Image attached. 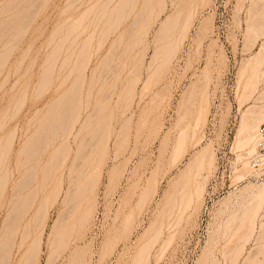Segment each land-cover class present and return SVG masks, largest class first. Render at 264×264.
<instances>
[{"label": "rangeland", "instance_id": "obj_1", "mask_svg": "<svg viewBox=\"0 0 264 264\" xmlns=\"http://www.w3.org/2000/svg\"><path fill=\"white\" fill-rule=\"evenodd\" d=\"M103 1L98 0L99 7L96 0H0L1 23L5 21L4 19L7 17L6 20H9V18L13 19L14 16L19 17L18 22H16L17 18L13 19L14 23L17 24V29L14 27L16 31L12 32V34L9 33L10 36L6 34L3 41L0 40V53L4 52V55L0 54V58L2 59V63L0 60V125L3 124L4 126L0 132H2V144H4L6 137L10 133L16 131V141L13 142L11 161H13L15 150L18 149V146L20 147L22 140L24 141L23 133L28 126L29 118L30 122L32 121L31 128L33 130L36 128V124H33L37 123V120L39 123L41 116H52L51 110H53V108H59L56 104L57 102L55 103L57 107H53L55 106L54 102L58 98H56V96L62 94L67 87V84L56 87V72L52 83L43 81V76L50 62L47 60H49V53L52 52L53 43L56 41L59 42V37L61 36L62 38L64 36L65 25L67 30L70 29L67 25L72 24V19H76L77 21L79 15L81 16L85 13L84 10L86 7L88 8V10L86 8L87 13L90 16L86 20H91V17L95 15H93V12L89 13V11L95 6V3H97L96 7H93L94 10L91 11H95L96 14L97 11L95 9L98 6L99 10L98 8L97 10L99 12ZM143 1L145 0H140L139 5H141ZM177 1V8H184V11L180 18L181 25L174 29V34L172 33L173 37L172 35L170 37L172 38L171 40L176 41V43L179 41V43H177L178 45H175V48L177 46L174 51L176 54H173L175 57L171 56L172 63L169 62L170 64L167 65L168 67L161 68V70H156L157 68L155 67L149 68L147 65L156 47L155 39H157V35H160V31L158 30L160 21L174 10V5L170 7L172 3H170V0H167L168 8L161 12L158 18L159 12L156 11L162 9V1L159 2V0H154V9L157 8L153 12V16H151L152 21L150 22V26H147L151 28H146V40L144 39L142 42L143 44L138 47L142 54H144V56L142 54L140 55L141 52L139 51V57L143 58L146 56L142 60L143 63L138 66L139 68H132L133 70H130V66H127L125 69H119L120 75L118 79H116V75L109 76L108 70H105L100 81L95 84L90 97L92 104L89 105L87 109V104H85V109L81 113V119L92 112V115H90L93 117L90 121L92 126L90 125L91 127L88 128H91L89 130L90 134L98 130L96 129V125L98 122L104 121V118L105 121L107 120V124L110 123L107 127L110 128V130L107 128V130L103 129V137L101 136V140L108 137L107 134H111V137L105 138V141L102 140L101 145L103 147H99V149L103 148V151H105L103 152L100 150L102 155L106 153L105 158L104 155L103 157L101 155V160L103 159V172L101 174L99 173L100 177H98L99 174L96 175V178L99 179L95 180L97 183H95L94 187H92L93 183H91V185L89 184L90 190L92 189L93 191H90L85 205H83V208L80 207V210L77 211L78 213L70 214L71 216L65 214L68 212L71 213L70 211L66 212L67 209L71 208V205L69 204L70 206L67 205L68 207H65V203L63 202L64 205L61 203L63 199H59L54 204V207L51 205L48 208L49 211L47 210V213L49 215L47 214L45 217H49L47 220L44 218L46 224L44 222L39 226L40 229L37 230H34L36 227L35 224H31L34 236L42 230L41 226H45L42 227L43 230H45L42 236L43 240L40 241L41 245H39L40 252L37 256L38 260H35V264H134V257L138 253V250L140 251V248L142 249L144 247L146 240L148 241V239H152L151 236H154V234L150 235V231H156L158 228H163L161 232L162 236L160 235V238L156 239L157 242L155 239V241H148L150 244L151 242L153 243V241L155 243L154 245L151 244L152 247L148 248L150 249V254L148 257L146 253V257L149 259L148 262L144 260L143 264H249L250 262L248 261H250L252 256L254 260L257 255L259 256L256 258V261L258 258H264V244H262V242L264 243V231L262 232V230H264V225H262L263 229L259 227L264 222V203L260 206L262 208L256 212L258 213L257 216L255 213L256 218L253 220V222L255 221V224L253 223L254 226L256 225L254 228L255 232L247 229L248 232L245 233L247 226L246 224V227L244 226L243 221V224L241 223L244 215L243 213L246 210L245 208L249 205L248 202H251V200L254 199L253 195L258 193L257 191L263 187L264 145L260 143L261 139L258 138L257 150L251 155L250 153L248 155V148L246 145L245 147L237 145L238 139H243L245 136V134H243L244 132L240 133V131L244 119L243 117H246L248 114V107H251L252 104H264V50L261 51L262 54L261 52L257 53L261 48L260 45H262L260 42L264 41V33L261 35V31L263 32L264 30V27H262L264 26V19L262 20V17L264 18V12L262 11L264 10V0H211L206 4H201L202 2L200 0H195L199 3L196 8V14L194 13L193 15L194 19L191 23L192 26L188 28L190 30H187L188 32L186 31L185 33L181 32V28H183L182 25L186 14L190 10L191 4L189 0H183V2L182 0ZM114 3L115 2L112 4ZM158 3L161 4L159 5ZM90 5L92 6L89 9ZM199 6H201V8ZM15 10H18L17 12L22 16L18 13L14 14L16 12ZM8 12H13L14 15L11 16ZM208 18L210 22L207 20ZM127 21H129V19ZM204 21L209 28L207 30L201 27ZM256 21L257 23H254ZM256 24L257 26L259 25L258 29L260 28L259 30L257 29L258 31L255 30L257 28ZM250 28H254L253 30L258 32V34H256L258 36L254 35L255 33L253 30L252 32L250 31V33ZM261 28L263 30H261ZM15 29H13V31ZM59 30L62 32H57ZM53 31L57 35L54 34ZM59 33H62V35L60 34V36H58ZM52 34L56 35V37H54L55 42L53 41ZM179 34H184L183 36L186 37L180 36V38H178ZM114 36L115 35H113L111 39ZM1 41L3 44L5 42L6 45L4 44V46ZM109 41L104 45L101 52L94 55L87 71L88 82L91 77L92 69L100 63L99 57H103ZM78 42L80 43V41ZM95 42L94 44L97 43ZM166 42L167 41H164L163 43ZM79 43H76V45L81 46ZM160 43L161 42L157 45ZM14 44L17 45L8 53L7 50H5L6 46H13ZM68 45L69 44L66 46L68 47ZM76 45H73L72 48H75ZM79 46H76V49H79ZM172 46H174V44ZM72 48L70 50H72ZM64 50L63 54L64 52L66 53L68 49L66 48ZM79 51L80 49L77 53H79ZM5 52H7L6 55ZM75 54L73 58H75ZM256 54L259 55L258 60ZM77 56L80 61L86 60V56L82 54H80V56L77 54ZM260 56L263 60L260 59ZM61 58L62 57H60L59 62ZM4 59L5 61H3ZM100 67L103 68L101 65ZM252 69L257 74L259 73L257 75L258 82L255 84L253 82H255L256 78L254 81L253 78L256 77V73ZM135 76L136 79L137 77L139 78L137 79L139 81L134 79ZM75 77L76 73L71 76V80H74ZM105 78H108V80L103 82ZM246 79L249 80V82L247 80V83L251 84V86L248 85L250 88H246ZM134 81H137L134 92L128 97L127 92ZM88 82L84 88L83 96H86L84 98L85 101L88 100ZM191 87L194 88L195 95L189 103V105L192 106L188 108V116L186 114L187 117L185 119L186 123L193 122L195 107L198 106L201 96L204 95L203 93H205V95L207 94V98L209 97L208 122L205 127L206 137L202 145L209 144L210 142L216 156L214 155V165H212L211 169L209 170L206 168L203 170L204 173H208L207 179L205 180L202 175L198 176L199 178L197 181L199 180L203 185L205 183L201 191L203 192L201 193L202 195L198 194V197L197 195H193L192 199L196 203L192 201L191 208L188 206V209H190L184 212L181 211L184 207L182 206L184 200H182L181 203V197L183 196L182 199H185L191 189L195 188V184L197 186L199 183H195L194 181L193 184L192 182L194 187L191 183V186L189 184L185 185L184 180L180 178L181 172L184 170L190 157L195 151L201 148V146L194 147L191 145V148L189 146L188 152L184 157V162L177 163L175 159L176 163L172 165L175 160L172 159V162L170 158L174 155L175 140L176 136L178 137L177 133H179L178 131L180 129L178 127H181L182 123L186 124L184 119V122L182 121L181 124H176L179 118L178 101H180L183 94L191 89ZM244 88L248 89V96L246 97V94H242V92L246 93ZM143 89L145 91L144 94H142ZM108 92H110L109 94H111V96L106 98L105 94ZM240 95H244V98ZM257 101L259 102L257 103ZM98 102L101 104L103 103L102 106ZM263 104L261 106H264ZM46 113H48V115ZM35 116H37L36 119H34ZM128 116H132V119L130 120V124L124 126L121 124L123 122L122 119ZM263 122L264 120L260 122V125ZM85 132L88 131L86 130ZM164 137L168 138L166 139L167 141ZM108 139L109 142H107ZM106 142L107 145L104 147ZM73 147L66 165L71 164L74 153L77 152L76 148H78V144H74L73 142ZM117 154H119L118 157H116ZM114 155L115 158L113 157ZM98 157H100V155H98ZM245 160L249 162V165L247 163L249 173L243 169ZM88 163L85 161V165L83 166H86ZM12 164L13 163H11V166H13ZM115 165L117 166L115 167ZM67 167L68 166H66V169ZM93 168L94 167L91 169ZM112 168L115 171H112ZM238 173L240 175L244 174L242 175L243 177L240 178ZM42 175L41 168L38 170L37 182H40L42 178L44 179ZM67 175L65 179L66 183L64 184L66 187L68 186ZM17 176H19V174H17ZM149 177H151L152 180ZM200 177L206 182H203V179ZM154 182L157 183L155 184ZM150 184L151 186L149 187ZM145 187L148 189L147 192L150 191L152 193L151 196H148V193H145L146 191H142L146 190ZM154 187L156 188L154 189ZM184 188L186 189L183 191ZM50 189L49 187L47 191H40L41 193H39L38 198L33 202V206L26 211L24 220L33 218L37 212L38 205L43 201L46 193ZM153 189L155 193L152 191ZM143 192L145 195L142 194ZM178 192L179 194L182 193V195H175ZM185 192L186 196H184ZM252 192L256 193L253 194ZM141 194L146 196L142 198L143 200L148 196V200H144L146 203L143 200V202L140 201L141 199L139 200V198L142 197ZM171 197L174 198L173 201ZM61 198L63 197L61 196ZM3 200L4 197H2L1 204ZM176 202L182 206V208H180L181 210L179 209L184 213L181 214L183 215L182 217H180L181 212H179L178 208L176 209L174 207L175 205L178 206ZM246 203L247 205H245ZM1 204L0 228H3V218L8 210L7 207L3 204L1 206ZM168 204L170 208L175 209L174 211L177 210L175 213L173 211V218L171 215L167 214V211H172V209L168 207ZM165 205L170 210H167ZM180 205L179 207H181ZM63 207L66 208H64L65 212L62 210ZM84 207H90L92 209L90 214L91 217L88 218L86 222L87 225L85 224L83 227L84 229L82 228L80 231L76 227L78 233L76 228H74L76 232H73L69 224L78 220L77 218H79L80 214L85 209ZM136 207L139 209L133 210ZM59 209L63 211L62 213L65 214L66 217L60 214L61 212ZM183 209L185 210L187 208L184 207ZM164 210L168 217L165 216L166 214L163 215L165 213ZM79 212L81 213L79 214ZM131 212L134 215V217L132 215L133 220L129 216ZM176 213L179 215H175ZM160 214H162L163 217H160ZM60 215L63 217H60ZM67 215L69 217L73 215V217L68 218ZM169 216L171 217L170 221L174 220L176 216L177 222L175 220L174 222L166 221V219H169ZM56 217L65 218L63 222H67V225L63 223L62 225L61 222L60 224L57 222L55 223L54 220L57 219ZM128 218L129 220H127ZM70 219L73 220L71 221ZM53 221L60 227V230L66 227L72 230V233L70 232V236H72H69V247L67 246L68 248L66 247V249L59 252L58 250H56L57 252L54 251L56 249L55 247V249L53 248L54 243L50 244V242L55 239L53 233L57 234L53 230L56 226L53 224ZM161 223H163V227ZM168 223H171L172 226L170 224L168 225ZM173 223H176V226ZM51 225L52 227L54 225V227L52 228ZM57 229L55 231H59ZM51 230H53V232ZM49 231H51V234L54 236V239H52L53 237L50 235L52 237H50V241H48ZM155 231H152V233H155ZM251 231L253 232V234L251 233L252 235L249 233ZM34 236L32 235L29 237V242ZM247 236L250 237L248 238ZM106 242H110V244L108 245ZM147 244L146 246H149ZM257 244L259 246H257ZM261 248L262 251L260 250ZM148 249H145V251ZM257 250H260V253ZM23 252V249L18 252L15 248L11 263L16 264L19 262L18 264H20V258H22L21 255H23ZM50 252L51 254H49ZM82 253L84 254L82 255ZM248 254L251 255L249 256ZM246 255L250 259H247ZM13 257L15 260H13ZM16 257H19V259ZM256 263L259 264V262Z\"/></svg>", "mask_w": 264, "mask_h": 264}, {"label": "bare ground", "instance_id": "obj_2", "mask_svg": "<svg viewBox=\"0 0 264 264\" xmlns=\"http://www.w3.org/2000/svg\"><path fill=\"white\" fill-rule=\"evenodd\" d=\"M160 1H162V4L160 3L162 5V7H161L162 9L160 11H156V12H159L158 18L160 16V13L165 11L168 8V4L166 2L167 0H159V2ZM170 1H171L170 3H172L170 5V7L172 5H174V8H173L174 10L172 9L173 12L171 14H168L163 20L160 21V25L158 26L159 27L158 30L160 31V33H159L160 35L159 36L157 35V39H155L156 41L154 40L156 47L154 49V52L151 56L149 63L147 64L149 66V68L155 67V68H157L156 70H158V69L161 70V68L162 69L165 68L168 64H170L169 62L172 61L171 56H173V54H176L174 51L177 48V46L175 48V45H178L177 43H179L178 38H180V36L184 35V34L180 35L181 32L185 33L187 30H190L188 28L190 26H192L191 23H192V20L194 19L193 15L196 12V8L198 7V4H199V3H197L198 1L196 2L195 0H189L191 7L185 16V20H184V23L182 25L183 28H181L182 30H181L180 34L178 35V38H177L178 42L176 43V41L171 40L172 38H170V37H171V35L173 37L174 31H175L174 29L181 25L180 18H181V15L183 14L184 8H177V6H178L177 0H170ZM200 1L202 2L201 4H206V3H209L211 0H200ZM96 2H98V0H96ZM113 2H115V3L112 4ZM139 2H140V0H104L101 3V9L99 12H98V10H99L98 6L100 7L99 2H98V4L94 2L95 6H93V7L95 8L96 4H97L98 10H97V8L95 9L97 11V13L95 14V11H91V10H94V8L93 7L91 8L92 5H90L89 9L91 8V10L89 11V13L93 12L94 13L93 15H95V16L92 15L93 17H91V20L90 19L86 20L88 17H90L89 14L87 13L88 8L86 7L87 10L85 8V10H84L85 13L82 14L81 16L79 15V19H77V21H76V19L73 20L71 18L73 21L72 24L67 25L70 29L67 30L66 29L67 27L65 25V30H64L65 34L63 33L64 36L62 38L60 36V34L62 35V33L58 34V36H60L59 40L57 38V40L59 42H57V41L55 42V39H54V37H56V35H57L56 33H54V31L57 29H55L53 31V33L56 35L52 34L53 37H52V35H51V37L53 38V41L55 43H53V47L51 49L52 52H50L48 55L49 60H47V61H50V62H49V65L47 66V70L43 76V81H47V83H49V82L52 83L54 81V74L56 72V74H55V81H57L56 87H61V85L67 84V87L64 90V92L62 94H59L58 96H56V98L58 97L57 99L55 98L56 101L54 102V104L57 102L56 104L59 106V108H56V109L53 108V110L49 109V110H51L52 116H41V118L39 119V123L37 120L38 124L37 123L33 124V125L36 124V128L33 130L31 128V126H32L31 122L32 121L30 122V118H29L28 126L25 128V132L23 133L24 141L22 140V142L20 143L21 144L20 147L18 146V149L15 150L13 161H11V155H12L13 142L16 141V131L10 133L6 137V139H5L6 141L4 144H2L3 135H2V132H0V202L2 201V197H4L2 204L5 207H7V210H8V212L5 210L7 212V214H5L4 215L5 217L3 218L4 219V225H2V226H4V227L0 228V230H1L0 231V264H10L11 263V259H12V256L14 254L15 248L18 252L22 249L24 250L23 255H21L22 258H20V264H33V263L35 264V260H38L37 256L40 252L39 251V248H40L39 245H41L40 241L43 240L42 236L44 235V230H45V229L43 230L42 227H45V226H41L42 230H40L38 232V234H36L34 236V234L32 232V228H31V226H32L31 224L34 223L36 226L34 230L40 229L39 226L45 222L44 218H46L45 216L48 214L47 213L49 211L48 208L51 205H52V207H54L55 206L54 204L59 199L60 200L63 199V201H61V203L64 202L65 205H64V203H63V205L65 207H68L67 205H69V204L71 205V206L69 205L71 207L70 208L71 210L67 209V211H66V212L70 211L71 213L68 212L65 214L70 215V214L78 213L77 211L80 210V207L83 208V205H85L86 199H88L87 196H89L90 191L91 192L93 191L92 189L90 190L91 183H93L92 187H94L95 183H97V181H95V180L99 179V178H96V175H98L99 173L101 174L103 172V170H102V160L103 159L101 160V155H102L101 151H103V148L99 149V147L102 146L101 145L102 140H104L105 138L107 139L108 137L109 138L111 137V134H107L108 137H105L104 139L101 140V136L103 137L102 131H103V129L104 130H107V129L110 130V128H107L110 123L107 124V122H106L107 120L105 121V118L103 119L104 121L99 120L100 122H98V124L96 125L97 126L96 129H98V130H96L95 132L90 134L89 130L91 128L90 129H88V128L92 126L90 124L91 119H93V117L90 116V115H92V112H91V114L89 113L88 116H85L84 118L82 117L83 119H81V113L85 109V104H87L86 109L89 105L92 104L90 97H91V94L93 92V88L95 87V84L100 81V79L102 78L101 76L103 75V72L105 70H108L109 76L116 75V79H118V77L120 75L119 69H121V68L125 69L127 66L131 67L130 70L132 68L136 69L139 65H141V63H143L142 60L146 56L143 58L139 57V51L141 52V50H139L138 47L143 44L142 42L144 41V39L146 40V33H147L146 28H149L147 26L148 25L150 26V24H151L150 22L152 21L151 16H153L152 14H154L153 12L155 11V9L157 7L154 9V7H155V6H153L155 4L154 0H145V1H143L144 3L141 2L142 3L141 5H139ZM182 2H183V0H182ZM199 7L201 8V6H199ZM15 11L16 12L14 14L18 13L17 12L18 10H15ZM170 11H171V9H170ZM262 11L264 12V10H262ZM186 12H187V10H186ZM8 13L11 14V16L14 15L13 12L12 13L8 12ZM6 15H8V14H6ZM20 16H22V15H20ZM261 16H262V14H261ZM16 18H17L16 22H18L19 17H15V16L13 17V19H16ZM6 19H4L5 21H3L2 23L0 22L1 23L0 24L1 25L0 26V34H1L0 40H2V41L4 40V38H5L4 36L6 34H9V33L12 34V32H15L17 29V24L14 23V20L12 18L11 19L9 18V20H6ZM128 19H129V21H127ZM263 19L264 18L262 17V20ZM207 20L210 22L209 18ZM257 21L254 23H257ZM260 23H261V21H260ZM14 24H15V26H14ZM200 24H201V22H200ZM263 24H264V22H263ZM252 25H249V26H252ZM258 26L256 24L257 28L254 27V28H256L255 30L258 29ZM14 27H16V29ZM201 27L203 29H206V30L209 29L207 27L205 21L202 23ZM262 27H264V26H262ZM18 28H19V26H18ZM13 29H15V30L13 31ZM250 29H249V32L250 31L252 32L253 29H251V30ZM60 30H63V29H60ZM60 30L57 32H62ZM261 30H263V29L261 28ZM67 31H69V32H67ZM253 32L255 33L254 35L258 34V32L256 33L254 30H253ZM261 33H262L261 35H263L264 30H263V32L261 31ZM82 35H84V36H82ZM113 35H115V36L111 39V37ZM9 36H10V34H9ZM256 36H258V35H256ZM80 37H81V39H80ZM183 37H186V36H183ZM182 40H183V38H182ZM182 40H180V41H182ZM2 41H1V43H2ZM78 41H80V43ZM107 41H109L107 50L103 54L102 58L99 57V59H100L99 64L101 66H103V68L100 67L99 64H97L92 69L91 77H90L89 82H88V79H87L88 78V73H87L88 67H89L94 55L101 52V50L104 48V45H106ZM162 41L163 42L167 41V42L163 43ZM94 42L96 44H94ZM159 42H161L163 44L160 43L159 45H157ZM76 43H79L81 46L76 45ZM260 43L262 45H260L261 48L259 49V51H257V53L264 50V41H262ZM4 44H5V42H4ZM67 44H69L68 47L66 46ZM173 44H174V46H172ZM16 45L17 44H14L13 46L7 45L5 50H7V52L9 53L10 51H12L14 49V47ZM73 45L80 47L79 53H77L79 49H76V46H75V48H72ZM65 47L68 50H66V53L64 52V54H63V51H65L64 49H66ZM71 48H72V50H70ZM7 52H5V55ZM176 52H177V50H176ZM3 53H0V54L4 55ZM62 54H63V56H62ZM74 54H75V56H74L75 58H73ZM77 54H79V56H80V54H82L83 56H86L85 57L86 60L85 61L78 60ZM141 54H142V52L140 53V55ZM261 54H262V52H261ZM142 55L144 56V54H142ZM256 56H257L256 58L258 60L259 55L256 54ZM60 57H62V58L59 62ZM129 57H130V59H129ZM173 57H175V55ZM72 58L73 59L77 58V59L73 60ZM260 59H261V56H260ZM263 59H261V60H263ZM0 60L2 63L1 58H0ZM3 61H5V59ZM248 65H250V64H248ZM252 65H253V63H252ZM245 69H246V67H245ZM244 71H246V70H244ZM254 72H253V74L255 75L256 72L255 73ZM74 73H76V77L74 80H71V76ZM250 74H249V77H250ZM258 74L256 73V77H254V75H253V77H254L253 81L256 78L255 82H253L254 84L256 82H258V76H257ZM108 78L103 79L104 80L103 82L107 81ZM134 79L137 80L139 78L137 77V79H136V76H135ZM151 79H152V77H151ZM248 79H246V86H247V87L245 86L246 88H250V87H248V85L251 86V84L247 83ZM250 80H251V78H250ZM137 81H139V80H137ZM137 81L136 82L134 81V83L132 82V86H130L131 88L127 92L128 97L130 95H132V93L134 92V87H135ZM87 82L89 83L88 95H87L88 100L85 101L84 98L86 96L84 97L83 95H84V88H85V85ZM248 82H249V80H248ZM253 85H252V87H253ZM246 88H244L246 93L242 92V94L243 93H244V95L246 94L245 97L248 96L247 95L248 89H246ZM144 92L145 91L143 89L142 94H144ZM109 93L110 92L105 94L106 98L108 96H111V94H109ZM203 94L204 95L201 96V100H200L198 106L195 107V110H194L195 116L193 118V122L191 121L192 123L187 122L188 123L187 124L185 119L188 116V114H187L188 108H190L192 106V105L190 106L189 103L194 98V95H195L194 88L191 87V89H189L187 92H185L183 94L180 101H178L179 102V106H178L179 118H178V121L176 124H181L183 119L185 120L186 124L182 123L181 127L180 126L178 127L180 129L178 131L179 133H177L178 137L176 136V140H175V148L173 150L174 155L170 159L171 160L176 159L177 163L184 162V157H185L186 153L188 152L189 146H190V148H191V145L194 147L201 146V148H199L198 150L196 149L197 151L194 150L195 153L193 152L194 154L193 155L191 154L192 156L190 157L189 161L186 163L184 170L181 172L180 178L184 180L185 185H187V184L190 185V183L192 184V182L194 184V181H195V183L196 182L199 183L197 186L195 184V188H193L194 185L192 184L193 189H191V191L189 192L188 196L185 197V199L184 198L182 199L183 196L181 197V203H182V200H184V203H182L183 204L182 206H184L187 209L184 210L183 209L184 207L182 208V206L178 202H176V203H178V206L175 205L174 207L176 209L178 208V210L180 208H182V210L181 209L180 210L184 211V212L191 208L190 206L192 205V201H194L192 199L193 195H195V196L197 195V197H198V194L203 193L201 191L203 190L202 188H204L205 183L203 185L202 182H199V180L197 181V179L199 178L198 176L202 175L205 180L207 179L208 173H204L203 170L206 168H208L209 170L211 169L212 165H214L213 163H214V159L216 156L214 154V151H213L214 149H212L210 142H209V144L207 143L206 145H202L203 141L205 140V137H206L205 127H206L207 122H208V98H209V97L207 98V96H208L207 94L206 95H205V93H203ZM244 95L243 96L240 95V96L244 98ZM203 96H204V98H203ZM195 100H197V99H195ZM162 101H163V99H162ZM100 102H103V101H100ZM100 102H98V103H100ZM258 102L259 101H257V103ZM52 104H53V101H52ZM56 104H55V106L50 105V104L49 105L53 106V107H57ZM100 104H98V105H100ZM102 104H101V106H102ZM262 104L260 103V105H257V104L256 105L252 104V106L250 105L251 107H248V109H247L248 114L246 115V117H243L244 119H243L242 128H241L240 133L244 132L243 134H245V136L243 139L239 138L238 139L239 141L237 140L238 141L237 145L238 146H244V147L246 145L248 148L247 149L248 155H249V153L251 155L254 151L257 150L256 149L257 140H259L258 138H260V136L258 135V129H259L258 127L260 125V122L264 120L263 119L264 118V115H263V112H264L263 107L264 106H261ZM101 106H99V107H101ZM50 108H52V107H50ZM192 110H193V108H192ZM191 113H190V115H191ZM46 114L48 115V113H46ZM186 114H187V116H186ZM36 117L37 116H35L34 119H36ZM131 117L130 116L125 117V118L123 117L124 119H122L123 122L121 124H123L124 126H127V124H130V120L132 119ZM31 118H32V116H31ZM190 120H191V118H190ZM93 125H94V123H93ZM3 127H4L3 124H1L0 130L3 129ZM30 129H31V131H30ZM86 130L88 132H85ZM106 133H108V132H106ZM164 139L166 140L168 138L164 137ZM73 142H74V144L75 143L78 144V148H76L77 146L75 147L77 152L74 153L71 164L66 165V162H67V160H68V158L72 152V148H74ZM107 142H109V139L107 140ZM107 142L105 143L104 147H106ZM119 150H118V153L120 154ZM106 151H108V150H106ZM103 152H105V151H103ZM116 153H117V151H116ZM105 154L103 153L104 158H105ZM119 154H117L116 157H118ZM98 155H100V157H98ZM103 155H102V157H103ZM115 155L113 156L114 158H115ZM176 160H175V162H173V160H172V162H173L172 165H174V163H176ZM85 161H87V163L88 162L89 163L86 164V166H83V165H85L84 164ZM95 161H96V163H95ZM104 162H105V159H104ZM172 162H170V163H172ZM11 163H13L12 165L14 166V168H13V166H11ZM247 163L249 165V162H247V160H245V166H243V169L246 172L249 169ZM117 165H115V167ZM126 165H127V163H126ZM66 166H68L67 169H66ZM92 167H94V168L91 169ZM41 168H42V173H43L42 176H44V179L42 178L43 179V180L41 179L42 181L40 180V182L39 181L37 182L36 180H37L38 170H40ZM243 169H242V171H243ZM112 171H115V170L112 168ZM16 173L19 174V176H17ZM154 173H156V172H154ZM247 173H249V171ZM100 174L98 175V177H100ZM66 175L68 176V180H67L68 186L67 187L64 185L66 183L65 182ZM242 175H244V174L240 175L238 173V176L240 178L243 177ZM149 178H151V177H149ZM203 178H201V179H203ZM201 179H200V181H201ZM204 179L202 180L203 182L205 181ZM151 180H152V178H151ZM152 183H153V181H152ZM150 186H151V184L149 185V187ZM153 186H156V185H153ZM47 187L48 188L50 187L51 189L46 193V196L44 197L43 201L38 205L37 212L35 213L33 218L32 219L29 218V219L24 220L25 215H26V211L29 210L33 206V202L38 198L39 193H41L40 191L46 190ZM8 188H9V190H8ZM48 188H47V190H48ZM155 188L156 187H154V189ZM186 188H187V186H186ZM186 188H184L183 191ZM145 189H146V187H145ZM154 189L152 190L153 192L155 191ZM188 189H189V187H188ZM147 190L148 189L142 190V191H146L145 193L146 194L148 193V196H151L152 193L150 191L147 192ZM178 191H179V188H178ZM257 192L258 193L252 192L253 194L256 193L255 195H253L254 199H252V200L250 199L251 202L250 201L248 202L249 205H248V207L245 208L246 210L243 213L244 215L242 214L243 219L242 220L240 219L241 223H242V221L244 222V226H245V224L247 227L249 226L248 228L245 226L246 227L245 233L248 232L247 229L254 231V228L256 226V225L254 226L255 221L253 222V220L256 218L255 213L258 212V210H260L262 208L260 206L264 203V201H263L264 200V183H263V187H261ZM142 194H144V192ZM180 194L182 195V193H180ZM180 194L178 192L175 195L179 196ZM185 194H186V192L184 193V196H186ZM144 195H142V197L139 198V200L141 199L140 201L143 200L142 198L146 197ZM169 195H171V194H169ZM61 196L63 198H61ZM148 196L146 198L147 200H148ZM146 199H144V200H146ZM173 199L174 198H172V201H173ZM165 201H166V199H165ZM170 201H171V199H170ZM178 201H180V200H178ZM144 202L146 203V201H144ZM66 203H68V204H66ZM138 203L140 204L141 202H138ZM194 203H196V202L194 201ZM2 204H1V206H2ZM141 205H144V204L141 203ZM179 205L181 207H179ZM245 205H247V203ZM245 205H244V207H245ZM137 206H138V204H137ZM188 206L190 207L189 209H188ZM65 207H63V209H62L63 211L66 209ZM139 207H140V205H139ZM166 207H164V208H166ZM168 207H169V204H168ZM168 207H167V210L172 209L170 207H169L170 209H168ZM135 209H139V208L136 207L133 210H135ZM59 210L61 212V213L60 212L59 213L62 214L63 216H65V214L62 213L63 211H61V209H59ZM174 210L175 209H172V211H167V214L172 216V214H174L177 211V210L176 211H174ZM180 210H179V212H181ZM91 211H92V209L90 207H87L83 210V212L81 211L82 213L79 212V214L80 213L81 214H80L79 218H77L78 220H75L69 224V227L72 228L73 232L75 231L74 228H76V227L79 230L84 227V225L88 221V218L91 217L90 216ZM164 211H163V213H164ZM173 211H174V213H173ZM182 213L183 212L180 213V217L183 216V215H181ZM58 214H57V216H58ZM165 214H166V211L163 215H165ZM167 214L165 216H167ZM62 215H60V217ZM132 215L133 214L131 212V215H129L131 217V219H132ZM175 215H179V214L176 213ZM233 215H235V214H233ZM252 215L254 216V218ZM257 215H258V213H256V216ZM161 216H162V214H160V217ZM48 217L49 216H47V218ZM72 217H73V215H72ZM72 217L68 216V218H72ZM133 217H134V215H133ZM47 218H46V220H47ZM58 218L54 220L55 223L56 222L59 224H60V222H61V224L67 223V222H63V221H65L64 220L65 218L64 219L63 218L58 219ZM129 218L127 220H129ZM170 218L171 217L169 216V219H166V221L167 220L170 221ZM172 218H173V216H172ZM233 218H234V216H233ZM158 219H159V216H158ZM70 220L72 221L73 219H70ZM70 220H69V222H70ZM127 220H126V222L128 223ZM164 220H165V217H164ZM174 220L176 221V216L174 217ZM174 220H172V221L174 222ZM54 221H53V224L56 225L54 223ZM172 221H170V222H172ZM160 222H162V221H160ZM260 222H262V221H260ZM163 223H161V226L163 225ZM263 223L262 224L260 223L261 226H259V227L262 228L263 227L262 225H264ZM45 224H46V222H45ZM155 224H156V222H155ZM169 224L171 225V223H168V225ZM173 224L176 226V223H173ZM54 225H53V227H54ZM62 225H61V227L63 228ZM153 226H155V225H153ZM51 227H52V225H51ZM126 227L127 226L125 225V228ZM158 227H159V223H158ZM55 228L56 229L59 228V229H57L59 231H55L56 230ZM77 228H76V230H77ZM148 228H150V227H148ZM155 229H156V227H155ZM162 229L163 228H158L156 231L151 230L150 235L154 234V236H151L152 239L150 238V239H148V241L150 242L154 239L155 240L159 239L160 235L162 236V234H161V232L163 231ZM238 229H240V228H238ZM53 230L55 233H57V234L53 233V235H55V239H54V236L51 234L53 232ZM53 230H51L52 232L49 231L50 233H49V238H48L49 239L48 241H50L52 237H53L52 239H54V241L52 240L50 242V244L54 243L53 248L54 247L56 248V249L54 248L55 250L54 249L53 250L54 251L58 250V252H59L61 250L66 249V247L69 245V241H70L69 236H70V232L72 233V230H69V228H67V227L60 230V227H58L57 225L54 227ZM152 231H155V233H152ZM240 231H242V230H240ZM257 231H260V230H257ZM263 231L264 230H262V232ZM77 233H78V230H77ZM249 233L253 234L252 231ZM32 235L34 237H32V240L30 239L31 241L29 242V237H31ZM46 235H48V234H46ZM145 236H147V235H145ZM148 236H149V234H148ZM261 238H259V239H261ZM244 239H246V238H244ZM148 241L146 240V242L144 244L145 249L152 247L151 244L154 245V243H155L153 241V243L151 242V244H150ZM248 241H250V240H248ZM156 242H157V240H156ZM106 243H108V242H106ZM109 244H110V242L108 243V245ZM146 244L149 246H146ZM262 244H264V243L262 242ZM257 246H259V245L257 244ZM144 247L142 249L140 248V251L138 250V253L134 257L135 258L134 264H143L144 260L146 262H148L149 258L146 257V253L148 256L150 254V249L145 251ZM262 248L260 249L261 251H262ZM71 252H73V251H71ZM49 254H51V252ZM83 254L84 253H82V255ZM16 255H14V256H16ZM48 257H49V255H48ZM246 257H247V259H250L247 255H246ZM257 257H259V256L257 255L256 258ZM256 258L254 260V257L252 256L250 261H248V262H250L249 264H254L256 262H259V264H264L263 263L264 258L263 259L258 258L259 260L257 259V261H256ZM17 259H19V257ZM13 260H15L14 257H13ZM262 260H263V262H262ZM260 261H261V263H260ZM13 263H14V261H13ZM18 263H16V264H18ZM256 264H258V263H256Z\"/></svg>", "mask_w": 264, "mask_h": 264}, {"label": "built area", "instance_id": "obj_3", "mask_svg": "<svg viewBox=\"0 0 264 264\" xmlns=\"http://www.w3.org/2000/svg\"><path fill=\"white\" fill-rule=\"evenodd\" d=\"M259 136H260V139H261V144L263 143L264 145V122L260 125L259 127Z\"/></svg>", "mask_w": 264, "mask_h": 264}]
</instances>
